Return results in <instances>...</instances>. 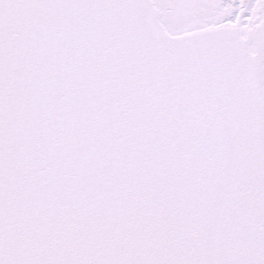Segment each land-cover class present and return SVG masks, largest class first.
Segmentation results:
<instances>
[{"label": "snow or ice", "instance_id": "1", "mask_svg": "<svg viewBox=\"0 0 264 264\" xmlns=\"http://www.w3.org/2000/svg\"><path fill=\"white\" fill-rule=\"evenodd\" d=\"M0 264H264V0H0Z\"/></svg>", "mask_w": 264, "mask_h": 264}]
</instances>
